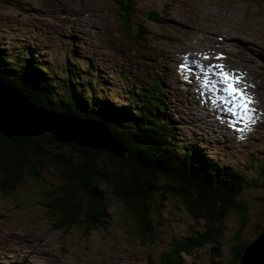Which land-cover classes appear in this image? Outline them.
<instances>
[{
  "label": "rangeland",
  "instance_id": "374dc122",
  "mask_svg": "<svg viewBox=\"0 0 264 264\" xmlns=\"http://www.w3.org/2000/svg\"><path fill=\"white\" fill-rule=\"evenodd\" d=\"M117 1L122 4L123 0ZM118 3L0 0V39L5 40L2 49L10 44L18 46L35 34L38 37L32 41L36 48L42 49V59L53 63L58 68L56 73L61 72L66 78L70 75L71 79L75 77L71 70L77 61L80 63L75 69L82 71L94 58L99 73L95 79L90 78L87 90L98 81L96 84L116 90L119 104H126V91L134 90L129 78L138 73V64L144 63L139 56L142 54L165 74L163 88H168L165 96L174 106L181 140L186 144L203 142L204 152L215 160L241 172H257L260 165L255 161H264V0H133L129 17L122 7H117ZM152 12L164 20L154 21L149 16ZM145 40L150 42L143 43ZM195 50L211 54L228 72L242 73L243 86L256 101V123L250 128H245L240 116L232 115L226 100L221 99L227 113L220 112L221 105L215 109L216 113H210L198 102V98L204 97V88L217 93L220 90L227 97L222 84L211 80L207 68L182 69L185 66L180 64V54L186 55L188 51L193 54ZM188 74H192L193 82L187 81ZM61 90L55 85L54 93H58L63 104L65 97ZM241 128L244 131L237 130ZM66 152L57 153L69 157ZM249 163L253 171L249 170ZM34 165L35 174L28 173L23 184L17 183L13 189L0 186V264H146L151 259L158 260L174 241L183 240L193 228L201 226L172 193L176 189L173 181L156 178L159 190L151 203L152 222L144 230L139 229L132 216L130 208L135 209L134 202L118 184L112 187L117 195H112L108 185L104 186L105 223H96L90 231L84 223L60 229L58 218L44 203L46 197L62 194L64 172L46 160L42 164L34 161ZM114 165L111 167L101 158L103 171L110 179L117 173L132 182L138 180L129 169ZM259 198L264 199L263 189L245 191L240 199L247 208L246 215L229 212L221 249L214 252L211 246H205L193 255L184 256L186 264H239L240 260L232 258V247L251 248L264 233V202ZM152 226L156 231L155 238L150 240L145 231L151 232Z\"/></svg>",
  "mask_w": 264,
  "mask_h": 264
},
{
  "label": "trees",
  "instance_id": "16d2710c",
  "mask_svg": "<svg viewBox=\"0 0 264 264\" xmlns=\"http://www.w3.org/2000/svg\"><path fill=\"white\" fill-rule=\"evenodd\" d=\"M123 1L117 7L128 12L129 17L133 0ZM149 16L156 22L164 20L157 18L155 12ZM144 33L141 32V36ZM36 37L34 34L22 40L18 46L10 44L5 49H2L5 40L0 39V78L29 98L35 106L56 114L69 113L77 119L106 124L126 150V155L118 158L105 152L58 144L50 135L19 140H8L1 136L0 176L3 178L0 186L13 189L17 183L23 184L27 173L35 174L34 160L41 161V164L46 160L49 165L64 172L62 194L46 197L44 203L51 214L58 218L60 229H70L84 223L90 231L96 223H105L107 207L103 201L106 192L104 186L108 185L112 195H117L112 187L118 184L120 190L129 194L130 201L134 202L135 209L130 210L142 231L152 222L149 217L151 203L159 190L155 186L156 178H167L176 186L171 191L181 202L184 211L201 226L193 228L183 240L174 241L158 260L151 259L146 264H186L184 256L189 253L193 255L205 246H211L214 252L219 251L229 212L246 215L247 208L241 202V195L249 190H264V161H255L260 165L257 172H241L212 158L197 141L183 144L182 135L176 128V114L170 110L172 101L165 96L168 92V88H163L165 75L154 68L153 61L145 60L142 54L139 56L144 63L138 64V73L129 78L134 90L126 91V104H119L115 99L116 90L96 84L98 81L90 91L87 90L86 84L99 72L95 69L94 58L82 71L75 69L80 63L77 61L71 70L75 77L63 79L59 76L61 72L55 76L46 63L48 60L42 59V49L36 48L32 41ZM147 41L150 42L145 40L143 43ZM74 48L77 49V45ZM55 85L62 88L65 97L63 104L58 93H54ZM64 149H68L66 153L70 154L69 157L57 153ZM101 158L107 160L111 167L117 163L129 169L138 180L132 182L119 177L117 173L110 179L103 171ZM248 166L249 170H254L251 163ZM259 200L264 202L262 198ZM152 228L151 232L145 231L150 234V240L155 238L156 228ZM244 249L245 246L232 247L234 261L241 259Z\"/></svg>",
  "mask_w": 264,
  "mask_h": 264
},
{
  "label": "water",
  "instance_id": "95a60500",
  "mask_svg": "<svg viewBox=\"0 0 264 264\" xmlns=\"http://www.w3.org/2000/svg\"><path fill=\"white\" fill-rule=\"evenodd\" d=\"M51 134L58 144L99 150L118 158H124L126 154L106 124L35 106L0 78V135L11 140L15 136L28 139ZM250 247H245L239 264H264V233Z\"/></svg>",
  "mask_w": 264,
  "mask_h": 264
},
{
  "label": "snow or ice",
  "instance_id": "6c2138e0",
  "mask_svg": "<svg viewBox=\"0 0 264 264\" xmlns=\"http://www.w3.org/2000/svg\"><path fill=\"white\" fill-rule=\"evenodd\" d=\"M205 59L208 58L205 57ZM217 59H223V57H217ZM208 71L223 85V91L228 98L226 102L231 105L229 111H231L232 115L240 116L244 121L245 128H250L254 125L256 123V109L254 107L256 101L247 91V87L243 86L242 77L226 71L221 64L209 66ZM248 87H254V85H249ZM237 130L244 131L243 128Z\"/></svg>",
  "mask_w": 264,
  "mask_h": 264
},
{
  "label": "bare ground",
  "instance_id": "6f19581e",
  "mask_svg": "<svg viewBox=\"0 0 264 264\" xmlns=\"http://www.w3.org/2000/svg\"><path fill=\"white\" fill-rule=\"evenodd\" d=\"M235 20H238V17H236V14H235ZM234 36V35H233ZM236 38H238V37H236ZM239 40V39H238ZM38 41H40L39 39H38ZM72 41V40H71ZM41 42V41H40ZM110 43V42H109ZM250 43V42H249ZM261 46V45H260ZM192 47V46H191ZM161 48V47H160ZM175 48V47H174ZM47 49H48V47H47ZM159 49V48H158ZM187 49V48H186ZM204 57H208V60H205L203 57H201L200 58V54ZM181 55V60H180V64L181 63H183V66H185L184 68H182V69H184V70H187L186 68H188V67H192V68H196L197 66H203V67H205V69L207 68L208 69V67L209 66H211V65H215V64H220V62H218V60H216L215 59V57H213L211 54H209V53H207V54H205V53H203L202 51H196L195 50V52L192 54V53H190L189 51L187 52V54L186 55H184V54H180ZM182 55H183V57H182ZM167 59H170V53L167 55ZM188 62L190 63V64H188ZM46 63H48V67L52 70V73L56 76L57 74H59V73H55V71L54 70H58V68H56V66H52L51 64H50V62L49 61H47ZM222 64V63H221ZM182 65V64H181ZM153 68V67H152ZM155 68V67H154ZM199 68V67H198ZM237 68V67H236ZM142 69V68H141ZM146 69V68H145ZM144 69V70H145ZM204 71V70H203ZM241 71V70H240ZM99 73V72H98ZM159 73V72H158ZM176 73V72H175ZM233 73H235L236 75H238V76H242V73L240 74H238L237 72H233ZM178 74V73H177ZM203 74V73H202ZM206 74V73H205ZM165 75V74H164ZM189 75V78L187 79V81H190V82H193V77L191 76L192 74H188ZM53 76V75H52ZM59 76H61V77H63V79H67L66 77H64V76H62V74H60ZM198 76V75H197ZM200 77V76H199ZM211 77V80L212 81H218L217 83H219V84H221L220 82H219V80L215 77V76H210ZM51 78V77H50ZM69 78H70V75H69ZM187 78V77H186ZM185 78V79H186ZM140 79V78H139ZM190 79V80H189ZM137 80V79H136ZM143 80V79H142ZM211 81V82H212ZM141 82V81H140ZM136 83V82H135ZM183 83V82H182ZM194 84H198V83H194ZM14 85V84H13ZM218 85V84H217ZM198 86H199V84H198ZM222 87H223V85H222ZM137 88V87H136ZM202 88V87H201ZM195 89V88H194ZM219 90V89H218ZM203 91H204V97H200V98H198V102L202 105V107L203 108H205V109H207L210 113H216L215 112V109L218 107V106H222V110H220V112L221 111H223V112H228L227 110H226V108H225V103L221 100V99H224V100H226L227 101V98H225V97H223L222 95H221V91L219 90V92L217 93V92H215L212 88H211V90H210V88H204L203 89ZM197 94V93H196ZM216 95H218V96H216ZM230 107V106H229ZM228 109V108H227ZM170 110H171V112H173L174 113V107H170ZM222 115H226V114H222ZM207 116V115H206ZM195 118V117H194ZM222 120H226L227 122H229L228 121V119H225V118H221ZM232 119V118H231ZM213 120V119H212ZM153 121V120H152ZM226 122V123H227ZM162 123V122H161ZM233 123V122H232ZM222 124V123H221ZM225 124V123H224ZM236 124V123H235ZM226 125V124H225ZM162 126V125H161ZM231 129V128H230ZM51 137L53 136L52 134L50 135ZM245 141V140H244ZM182 143L184 144V142L182 141ZM200 144H204L203 142H200ZM68 149H64L63 151H67ZM255 152V151H254ZM68 154V153H67ZM197 157V156H196ZM32 159V158H31ZM197 159V158H196ZM35 161V160H34ZM31 163V162H30ZM33 163V162H32ZM131 163V162H130ZM204 165V164H203ZM33 167V166H32ZM120 177V176H119ZM79 179V178H78ZM207 221V220H206ZM207 224V223H206ZM23 243H25L24 241H22ZM25 244H29V243H25ZM35 245V244H34ZM34 247H36L37 248V246L35 245Z\"/></svg>",
  "mask_w": 264,
  "mask_h": 264
}]
</instances>
